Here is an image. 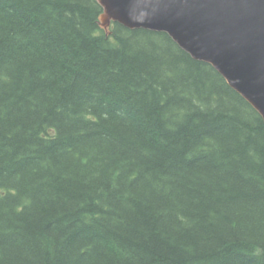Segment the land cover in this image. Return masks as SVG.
<instances>
[{
	"label": "trees",
	"instance_id": "16d2710c",
	"mask_svg": "<svg viewBox=\"0 0 264 264\" xmlns=\"http://www.w3.org/2000/svg\"><path fill=\"white\" fill-rule=\"evenodd\" d=\"M101 13L0 0V264H264L262 118Z\"/></svg>",
	"mask_w": 264,
	"mask_h": 264
},
{
	"label": "water",
	"instance_id": "95a60500",
	"mask_svg": "<svg viewBox=\"0 0 264 264\" xmlns=\"http://www.w3.org/2000/svg\"><path fill=\"white\" fill-rule=\"evenodd\" d=\"M99 27L163 32L211 65L264 122V0H96Z\"/></svg>",
	"mask_w": 264,
	"mask_h": 264
}]
</instances>
